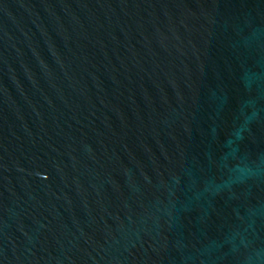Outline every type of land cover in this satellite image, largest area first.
Returning <instances> with one entry per match:
<instances>
[{
	"label": "water",
	"instance_id": "obj_1",
	"mask_svg": "<svg viewBox=\"0 0 264 264\" xmlns=\"http://www.w3.org/2000/svg\"><path fill=\"white\" fill-rule=\"evenodd\" d=\"M0 264H264V0H0Z\"/></svg>",
	"mask_w": 264,
	"mask_h": 264
}]
</instances>
